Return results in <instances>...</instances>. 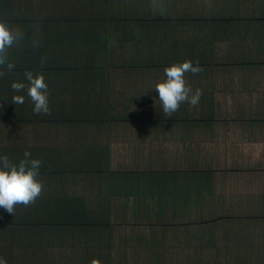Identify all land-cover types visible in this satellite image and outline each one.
Listing matches in <instances>:
<instances>
[{
    "label": "crops",
    "instance_id": "obj_1",
    "mask_svg": "<svg viewBox=\"0 0 264 264\" xmlns=\"http://www.w3.org/2000/svg\"><path fill=\"white\" fill-rule=\"evenodd\" d=\"M0 21L24 34L0 69V156L30 152L43 184L0 208V258L264 264V0H0ZM188 60L202 96L168 117L155 84ZM26 71L49 113L13 91Z\"/></svg>",
    "mask_w": 264,
    "mask_h": 264
},
{
    "label": "clouds",
    "instance_id": "obj_2",
    "mask_svg": "<svg viewBox=\"0 0 264 264\" xmlns=\"http://www.w3.org/2000/svg\"><path fill=\"white\" fill-rule=\"evenodd\" d=\"M23 36L19 28L13 29L6 22L0 21V69L6 67L11 71L15 68V64L9 61V49L18 45ZM33 46L38 47L39 42L34 41ZM201 71L202 68L198 64L193 66L191 60L164 69L166 79L156 83L155 90L159 94V101L166 116L171 117L182 103H188L193 107L199 104L202 90L196 89L193 92L186 83L185 74L188 72L197 74ZM5 74V71L0 70V76ZM24 77L27 84L14 81L11 85L13 91L26 92L34 105V113H49L48 84L45 76L42 73L26 71ZM24 100V95L12 97L14 104H23ZM41 163L40 159L31 158V153L27 151L19 163H14L7 155L0 156V208L15 214L17 205L29 206L36 201L43 190V184L36 179ZM0 264H7V261L0 258ZM91 264H100V261L93 259Z\"/></svg>",
    "mask_w": 264,
    "mask_h": 264
}]
</instances>
